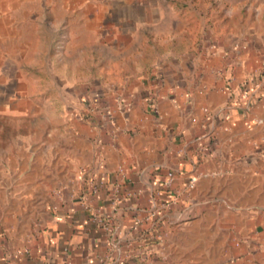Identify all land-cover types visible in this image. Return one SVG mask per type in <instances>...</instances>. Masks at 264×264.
<instances>
[{
	"label": "crops",
	"instance_id": "1",
	"mask_svg": "<svg viewBox=\"0 0 264 264\" xmlns=\"http://www.w3.org/2000/svg\"><path fill=\"white\" fill-rule=\"evenodd\" d=\"M157 1L0 0V71L74 26L129 70L3 152L0 264H264V0Z\"/></svg>",
	"mask_w": 264,
	"mask_h": 264
},
{
	"label": "rangeland",
	"instance_id": "2",
	"mask_svg": "<svg viewBox=\"0 0 264 264\" xmlns=\"http://www.w3.org/2000/svg\"><path fill=\"white\" fill-rule=\"evenodd\" d=\"M104 1L107 0H102L103 4ZM170 1L175 0H166L167 3ZM182 1L186 4L191 2ZM240 1L244 2L227 0L230 4ZM154 3L161 5L162 2L154 0ZM165 9L161 8L159 13L150 11L148 18H163L169 25L170 22L177 21L179 30H183L184 25H180L182 13L176 14L164 11ZM102 18L109 20V13H103ZM183 19L187 22L195 18L187 13ZM157 29L162 31L160 27ZM173 30L174 28L170 31ZM55 31L57 34L66 32L64 29ZM68 32L71 38L66 43L22 44L21 61L18 62L29 71H0V161L5 159L4 151L14 153L20 147L21 138H28L37 129L39 131L44 128L47 118L60 117L57 107L61 105V101L71 102L73 88L77 93H80L79 90L87 93L101 92L103 88H113L123 78L119 75L121 70L116 67L123 66L129 71L127 60L121 58L125 54L119 56L120 54L111 51L113 45L103 40L110 32L108 27L96 29L74 26ZM10 47L13 45L8 46L9 49ZM45 54L46 58L43 57ZM128 62L135 67H142L144 63L142 60ZM158 62L156 59L148 61L151 66ZM46 68L51 71H45ZM262 199L264 200V196ZM251 206L264 209V202ZM7 261V264H15L11 256Z\"/></svg>",
	"mask_w": 264,
	"mask_h": 264
},
{
	"label": "built area",
	"instance_id": "3",
	"mask_svg": "<svg viewBox=\"0 0 264 264\" xmlns=\"http://www.w3.org/2000/svg\"><path fill=\"white\" fill-rule=\"evenodd\" d=\"M172 173H169L168 176H167V179L166 181L163 183V186L168 188L172 182ZM194 184H195V180L194 179H191L189 181V184H188V188L189 189H192L194 187ZM89 188H90V191L92 192V194H97L98 192V189H99V186L98 184H94L93 182L89 183ZM105 231L109 232V227L107 225H103Z\"/></svg>",
	"mask_w": 264,
	"mask_h": 264
}]
</instances>
